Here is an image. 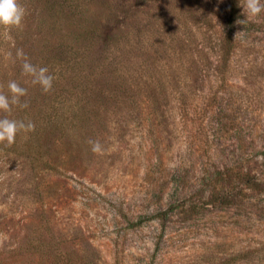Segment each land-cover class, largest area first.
Here are the masks:
<instances>
[{"label":"rangeland","instance_id":"374dc122","mask_svg":"<svg viewBox=\"0 0 264 264\" xmlns=\"http://www.w3.org/2000/svg\"><path fill=\"white\" fill-rule=\"evenodd\" d=\"M78 1L89 27L115 2ZM228 1L137 0L112 19L115 44L83 49L61 45L73 32L54 7L18 0L22 26L0 27V93L15 81L28 107L0 118L35 130L0 143V264H264V12L246 17L238 0L256 26L215 62ZM17 49L49 69V92ZM117 78L129 97L108 98ZM214 167L262 186L219 202L239 184H216V199Z\"/></svg>","mask_w":264,"mask_h":264},{"label":"trees","instance_id":"16d2710c","mask_svg":"<svg viewBox=\"0 0 264 264\" xmlns=\"http://www.w3.org/2000/svg\"><path fill=\"white\" fill-rule=\"evenodd\" d=\"M137 0H115L114 4L108 5L106 7V13L109 15L108 20H103L102 25L98 27L97 24H94L93 27H89L86 23L82 25V22L79 20H74L76 10L80 8L79 1L77 0H39L40 6L42 10L50 11L51 7L55 8L56 15L59 17V21H61L62 27L65 29L67 26H70L71 32L78 34L74 35L70 33V35L63 34L61 37V45L65 43L69 38L75 41H81L83 49L91 48L99 42H102L104 45L115 44V38L112 36L116 34L118 31L119 24H123V21H112L113 17L117 13L127 14L132 7L133 3ZM256 26L254 23L247 21L240 12V3L238 0H229L228 1V15L222 24L223 33L216 40L215 45L217 47V53L215 55V62L226 63L228 61L229 51L233 48L234 39L237 36V33L241 31L242 28L254 27ZM105 31V32H104ZM86 44V45H85ZM80 47V48H81ZM133 85L127 79L118 81L108 89V98L113 97H129L132 92ZM77 123V127H80V124L84 121L82 116L75 117L74 119ZM72 120V121H74ZM207 174L210 177V181L213 184V195L215 198L220 197V191L214 193L216 184L222 182H228L229 178H234V182H238L239 187L231 188V191L228 196H223V200L217 199L219 202H228V198H240V200L246 197L245 190H253L262 186L261 183L251 178L248 173L237 170L234 175L230 173V171L223 169L220 170L219 167H214V172L211 174V171H208ZM218 176V177H217ZM217 196V197H216Z\"/></svg>","mask_w":264,"mask_h":264},{"label":"clouds","instance_id":"9594fccd","mask_svg":"<svg viewBox=\"0 0 264 264\" xmlns=\"http://www.w3.org/2000/svg\"><path fill=\"white\" fill-rule=\"evenodd\" d=\"M243 15L249 18H256L264 12V5L260 0H245ZM25 17V9L18 0H0V27L7 30L19 29L22 26ZM9 56L11 54L9 53ZM16 59L22 60V72L32 78L34 85L38 84L42 90L47 93L52 89L54 77L49 73L47 67H38L30 62L23 49L16 50ZM9 95L0 93V112L11 113L13 106L27 108V102H21L22 98L27 96V89L21 87L15 81H9ZM35 130V124L32 121L10 119L7 116L0 118V143L12 145L20 133H28ZM92 152L101 154L103 146L99 141H90Z\"/></svg>","mask_w":264,"mask_h":264}]
</instances>
